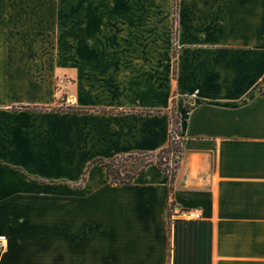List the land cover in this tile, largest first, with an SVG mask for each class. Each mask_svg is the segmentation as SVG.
<instances>
[{
	"label": "crops",
	"instance_id": "0c3cea01",
	"mask_svg": "<svg viewBox=\"0 0 264 264\" xmlns=\"http://www.w3.org/2000/svg\"><path fill=\"white\" fill-rule=\"evenodd\" d=\"M173 104L171 191L81 183L166 148ZM0 236V264H264V0H0Z\"/></svg>",
	"mask_w": 264,
	"mask_h": 264
},
{
	"label": "trees",
	"instance_id": "16d2710c",
	"mask_svg": "<svg viewBox=\"0 0 264 264\" xmlns=\"http://www.w3.org/2000/svg\"><path fill=\"white\" fill-rule=\"evenodd\" d=\"M177 15V4H174V22L176 21ZM176 37V34H175ZM175 57V53H174ZM175 75V68H174ZM190 105H186L185 109H189ZM18 111H27V112H58V113H72V114H82V113H90L91 110L82 109L77 107H68V108H25L21 107ZM142 114H151V113H160L158 111H143ZM171 126H170V137L169 143L166 148H163L157 153H149V152H138V153H130V154H122L114 156L110 159H97L93 161L87 168L84 176L81 179V183L86 180L87 171L91 168L92 165H98L102 170L105 171L106 178L113 185H132L137 176L142 175L145 170L155 165L160 172L165 173L169 176L170 183V191L172 190L173 183L178 175V171L180 168L183 152H184V144H183V136L181 130V116L176 112L175 104H173L171 110ZM159 158V161H150L145 163L138 171H127L126 163L129 160L136 159L141 156H151L156 155ZM14 170H18L13 168ZM35 181H41L37 178Z\"/></svg>",
	"mask_w": 264,
	"mask_h": 264
},
{
	"label": "built area",
	"instance_id": "2783aa9c",
	"mask_svg": "<svg viewBox=\"0 0 264 264\" xmlns=\"http://www.w3.org/2000/svg\"><path fill=\"white\" fill-rule=\"evenodd\" d=\"M67 81L64 77H58L56 80V93L62 95L64 89L67 87ZM170 220L174 221H186V222H199L202 220V214L199 211L185 210L175 212L172 207L170 210ZM7 246L6 236H0V252L4 251Z\"/></svg>",
	"mask_w": 264,
	"mask_h": 264
},
{
	"label": "rangeland",
	"instance_id": "374dc122",
	"mask_svg": "<svg viewBox=\"0 0 264 264\" xmlns=\"http://www.w3.org/2000/svg\"><path fill=\"white\" fill-rule=\"evenodd\" d=\"M66 81L68 83L67 79ZM66 93H67V87L64 89L61 96L57 94L60 102H65V100L67 99ZM150 161H159L157 154L151 156H141L136 159L129 160V162L126 163L127 171H138L145 163Z\"/></svg>",
	"mask_w": 264,
	"mask_h": 264
}]
</instances>
